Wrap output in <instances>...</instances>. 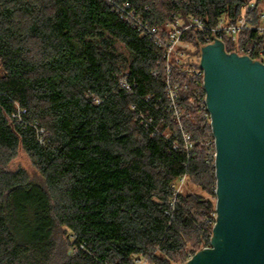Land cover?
Instances as JSON below:
<instances>
[{
    "label": "trees",
    "instance_id": "obj_1",
    "mask_svg": "<svg viewBox=\"0 0 264 264\" xmlns=\"http://www.w3.org/2000/svg\"><path fill=\"white\" fill-rule=\"evenodd\" d=\"M124 1L163 34L175 17L211 25L250 2L0 0V264H174L210 245L217 179L194 75L172 69L188 150L164 48L122 18ZM203 34L185 32L197 58L185 64L200 66ZM19 147L39 177L9 169ZM184 175L209 197L176 192Z\"/></svg>",
    "mask_w": 264,
    "mask_h": 264
},
{
    "label": "water",
    "instance_id": "obj_2",
    "mask_svg": "<svg viewBox=\"0 0 264 264\" xmlns=\"http://www.w3.org/2000/svg\"><path fill=\"white\" fill-rule=\"evenodd\" d=\"M214 38L200 66L216 147V221L210 245L184 264H264V62Z\"/></svg>",
    "mask_w": 264,
    "mask_h": 264
},
{
    "label": "built area",
    "instance_id": "obj_3",
    "mask_svg": "<svg viewBox=\"0 0 264 264\" xmlns=\"http://www.w3.org/2000/svg\"><path fill=\"white\" fill-rule=\"evenodd\" d=\"M120 10L122 18L133 23L141 33L149 35L159 46H163L167 59V94L169 100L171 101V106L174 109L172 112V117L175 119H180V111L177 109V100L180 97V91L182 87L180 84V77H172L173 68H177L180 73L189 72L190 74L194 75L193 81L196 87L192 91L189 101L192 104L198 101L199 109L203 114L202 116L205 120H208L211 126V117L206 105V92L202 93V91H200V86H203L204 88V71L201 66L194 67L192 65L185 64L186 61L184 58L186 56V52L179 48L183 42V36L188 30L195 29L204 33L203 40H199L201 47L212 43L215 39L214 37L221 39L223 42L224 39H228L236 45V49L241 51L239 52L235 49V52L239 54H246L251 57L254 55L255 57L252 58L264 62V46L256 49V45L254 44L256 43L258 37L264 35V17H255L252 14L253 10L245 17H242V15H238L237 17H220L215 23L211 25H207V23L201 18L175 17L172 22L167 23L166 34H163L157 26L144 21L142 17L136 16V13L131 8L129 1H124L120 5ZM251 32L256 33L257 37L252 38L251 40L253 43L248 45L246 44L248 42H245L246 40L243 39L249 37ZM121 84L126 89H131V85L127 79L123 78L121 80ZM183 85H185V88L187 87L186 84ZM14 117H17L20 121V111L15 113ZM179 127L183 130L184 147L188 150L192 149L194 146V141L191 135L184 131L181 123L179 124ZM158 131L159 130L157 127H155V133ZM166 137H168V135ZM174 147H178V144L176 143ZM206 147L209 158L213 159L215 162L216 147L213 133L208 139ZM186 177L187 175H184L177 186L173 185L176 187V192H179L180 185L186 180Z\"/></svg>",
    "mask_w": 264,
    "mask_h": 264
},
{
    "label": "rangeland",
    "instance_id": "obj_4",
    "mask_svg": "<svg viewBox=\"0 0 264 264\" xmlns=\"http://www.w3.org/2000/svg\"><path fill=\"white\" fill-rule=\"evenodd\" d=\"M252 10H253L252 14L255 17H264V1H261L258 3L257 0H250V2H248V4L242 8L241 12L238 15H240V16L242 15V17H245L249 14V12L251 13ZM166 27H167V25H166ZM247 39H249V37H247L243 40L247 41ZM185 43L186 42H182L181 45L179 46V48L182 49L181 47L187 46L192 51L195 49L191 43H186V44ZM246 44H248V43H246ZM236 50L239 51L238 49H236ZM239 52H241V51H239ZM184 59H185V61H188V60H190V61L194 60L195 61L197 58H196V55L191 56V55H189V53H186V56ZM192 66H194V65H192ZM194 67H197V66H194ZM172 77H173V73H172ZM172 79H174V78H172ZM179 113L181 116L182 112H179ZM189 114H190V112H188V114L186 113L185 116H189ZM200 114L203 115L201 111H200ZM176 120H179V122L181 123L180 119H176ZM169 134H171V132L169 129H167V135H169ZM20 168L26 169L33 176L39 175L36 167L32 163L31 158L29 157L27 152L22 147H19L16 156L13 158V160L9 164V169H11V170H16V169H20ZM179 192H183V193L184 192L185 193L191 192V193L202 195L204 197H209V195L199 185L192 183L188 177H186V180L180 185ZM203 247H204V245L201 246V248H203ZM200 249H198V250H200ZM185 262L186 261H183L180 259L177 262H175L174 264H184ZM138 264H151V263L145 262L144 260H141V261L138 260Z\"/></svg>",
    "mask_w": 264,
    "mask_h": 264
}]
</instances>
